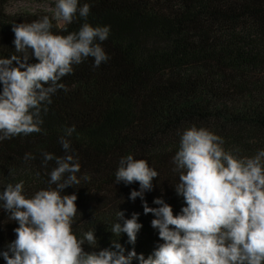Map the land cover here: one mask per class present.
<instances>
[{
  "label": "trees",
  "instance_id": "16d2710c",
  "mask_svg": "<svg viewBox=\"0 0 264 264\" xmlns=\"http://www.w3.org/2000/svg\"><path fill=\"white\" fill-rule=\"evenodd\" d=\"M18 1L25 0H0V58L22 55L15 51L14 24L45 16L7 14L6 6ZM85 3L87 20L77 13L58 27L47 15L52 32L66 36L85 22L109 26L102 42L109 59L99 67L92 57L73 65V73L59 81L67 90H57L44 105L40 132L0 141V192L21 180L29 197L48 188L57 165L53 160L45 167L42 154L66 155L60 137L74 125L66 138L79 159L81 183L61 193L78 197L74 234L81 238L95 230L98 246L86 243L87 252L111 248L118 239L125 255L134 248L147 258L163 241L151 225L155 216L144 214V200L155 208L160 205L154 199L162 198L174 215L186 206L175 189L180 173L173 162L185 129L206 127L241 157L264 150V0H78V8ZM26 153L35 159L25 161ZM129 154L159 173L144 200L130 199L138 182L116 183L119 161ZM119 210L126 219L140 214L135 245L126 233L117 238L111 232ZM8 215L0 208V264H7L2 253L19 226Z\"/></svg>",
  "mask_w": 264,
  "mask_h": 264
},
{
  "label": "clouds",
  "instance_id": "9594fccd",
  "mask_svg": "<svg viewBox=\"0 0 264 264\" xmlns=\"http://www.w3.org/2000/svg\"><path fill=\"white\" fill-rule=\"evenodd\" d=\"M77 13L87 20L90 5L78 8V0H56L53 18L57 22L70 24ZM52 27L47 15L13 25L15 51L22 55L0 58V141L40 132L41 113L47 112L44 105L52 103L51 96L57 90H67L59 81L73 73V65L92 57L94 67H99L109 59L102 47L109 37V26L94 27L85 22L78 32L66 36L54 34ZM32 58L38 62L29 63ZM73 132L74 125L60 137L66 155L42 154L45 167L53 160L57 165L50 173L48 188L29 197L21 180L0 192V208L19 225L14 229L16 239L2 253L7 264H132L134 259L139 264H264V150L241 157L238 149L225 150L224 140L208 128L192 125L185 129L173 157L174 171L180 173L175 189L186 204L179 215H174L173 207L162 198L154 199L153 203L160 205L155 208L144 200L159 176L157 170L145 159L131 154L122 157L116 183H139L140 190H132L130 199L144 200V214L155 216L151 225L163 241L145 258L134 248L125 255L118 239L112 241L111 248L87 252L83 247L86 243L98 246L95 230L81 238L74 234L78 197L61 194L81 183L76 175L81 165L66 138ZM24 159L35 157L26 153ZM139 215L133 213L126 219L119 210L111 232L117 238L126 233L128 242L135 245L143 227Z\"/></svg>",
  "mask_w": 264,
  "mask_h": 264
},
{
  "label": "rangeland",
  "instance_id": "374dc122",
  "mask_svg": "<svg viewBox=\"0 0 264 264\" xmlns=\"http://www.w3.org/2000/svg\"><path fill=\"white\" fill-rule=\"evenodd\" d=\"M6 13L9 15H48L58 27H62L64 21L57 22L53 16L56 11V0H25L9 3L6 6Z\"/></svg>",
  "mask_w": 264,
  "mask_h": 264
}]
</instances>
